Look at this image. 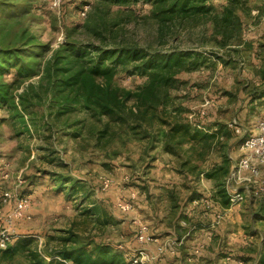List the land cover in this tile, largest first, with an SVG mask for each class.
I'll use <instances>...</instances> for the list:
<instances>
[{
	"label": "rangeland",
	"instance_id": "obj_1",
	"mask_svg": "<svg viewBox=\"0 0 264 264\" xmlns=\"http://www.w3.org/2000/svg\"><path fill=\"white\" fill-rule=\"evenodd\" d=\"M245 1L250 14L241 17L244 41L221 49L212 18L222 0L208 3L216 7L208 15L166 23L144 0H62L59 8L43 0H0V47L31 37L49 46L42 66L65 40L102 49L135 46L150 54L195 50L206 57L197 70L176 75L165 103L144 119L130 115L138 110L134 101L125 103L123 119L102 116L75 93L55 91L41 75L11 90L12 102L0 105V240L9 238L0 251L18 240L28 244L0 253V264H69L57 255L77 250L84 254L81 262L129 264L139 252L148 254L136 240L143 227L166 252L174 248L181 255L188 248L194 255L210 252L205 232L214 230L218 246L212 253L230 255L216 264H259L264 168L256 183L245 175L224 177L219 169L227 163L233 168L242 142L264 116L258 96L264 89V4ZM12 80L13 71L0 79ZM145 80L126 66L112 83L136 92ZM175 123L199 131L200 139L170 138ZM223 189L244 194L227 213L219 207ZM21 197L29 199L30 218L12 221ZM246 236L252 243L245 239L240 247ZM101 246L110 251L97 257ZM163 254L143 262H160Z\"/></svg>",
	"mask_w": 264,
	"mask_h": 264
},
{
	"label": "trees",
	"instance_id": "obj_2",
	"mask_svg": "<svg viewBox=\"0 0 264 264\" xmlns=\"http://www.w3.org/2000/svg\"><path fill=\"white\" fill-rule=\"evenodd\" d=\"M109 1V0H106ZM113 4L122 5L128 0H110ZM151 6L152 16L161 23L170 22L175 18L188 19L216 10L213 0H144ZM218 4V13L212 18V34L219 48L235 47L244 41L242 15H249L250 8L245 0H222ZM49 46L38 44L33 38H20L15 46L0 47V79L13 71L11 83L0 81V105L12 102L11 90L24 81L42 76L47 78L49 86L57 92L69 91L86 108H93L100 115L113 120L123 119L124 105L134 101L138 110L130 115L144 119L159 104H164L169 89L177 83L176 75L192 72L205 64L206 57L195 50H172L166 53H147L135 47H119L102 49L92 44H78L65 40L55 50L50 60L42 66ZM131 66L146 80L136 92L122 90L113 85L112 81L119 68ZM45 67V68H44ZM258 96L264 98V89ZM129 115V114H128ZM153 115V113H152ZM181 139L189 135L194 141L200 139V132L187 124H173L169 129L170 138ZM220 167L224 177L228 176L232 167ZM222 174V175H223ZM207 178H210L208 175ZM196 194L187 197V202L195 200ZM224 208L230 207L229 194L223 189L220 197ZM259 212L264 214V200L260 203ZM26 240H18L9 248L0 251L7 256L27 246ZM110 248L101 246L96 256L104 257ZM59 258L69 264H113L114 262H81L84 256L77 252H60ZM99 259V258H98ZM259 264H264V257Z\"/></svg>",
	"mask_w": 264,
	"mask_h": 264
},
{
	"label": "built area",
	"instance_id": "obj_3",
	"mask_svg": "<svg viewBox=\"0 0 264 264\" xmlns=\"http://www.w3.org/2000/svg\"><path fill=\"white\" fill-rule=\"evenodd\" d=\"M49 1V5L52 8H59L62 0H43ZM264 4V0H263ZM86 14V7L82 9L80 15L84 17ZM241 156L234 164L231 170V176L234 177L235 175L240 178L241 175H245L246 178L243 180L247 182H251V180L256 183L257 180L260 178L261 170L264 168V116L260 118L255 125V132L248 135L241 144ZM227 190L229 194V202L230 207H234L239 204L243 200V192L238 190ZM8 200V199H7ZM4 199V201H7ZM9 201V200H8ZM29 208V199L27 197H21L16 199L13 204V209L11 213V220L12 221H19V220H28ZM125 209H128L125 208ZM136 240L140 244H151L154 243L156 240L153 236H149L147 234L146 228H141L138 231ZM9 242V238L7 235H3L0 240V247L5 248L6 244ZM165 251L163 246L157 247L156 254L160 255ZM147 254H143V252H139L138 256H133L130 259L129 264H145L144 260H148ZM153 258V257H151ZM150 258V259H151Z\"/></svg>",
	"mask_w": 264,
	"mask_h": 264
},
{
	"label": "crops",
	"instance_id": "obj_4",
	"mask_svg": "<svg viewBox=\"0 0 264 264\" xmlns=\"http://www.w3.org/2000/svg\"><path fill=\"white\" fill-rule=\"evenodd\" d=\"M188 204L190 205L191 203L188 202ZM221 208V210L224 212V213H227L228 210H230V207L229 208H224L222 205L219 206ZM232 209V207H231ZM214 231V230H213ZM213 231L211 230V234L210 233H207L205 232V242L206 243V246H210V252H204V255L199 253L198 255H194L192 254L191 252H187L189 251V248L188 250H184V255H181V251L179 250H175L174 248H170L172 250H169V252L167 251H164L165 254H163V260H160V262H145V264H216L217 263V260L218 261H228V257L230 255L228 254H222L223 256H220V258L217 256L218 254H213L212 252L216 251V247L218 246L216 244V240H212V233ZM233 236H236L238 235V229L236 230L235 232V235L232 234ZM209 236V237H208ZM250 237V236H249ZM248 236L244 237V238H240L239 242H240V247L244 246L246 244V241L248 239L247 242H250L252 241L251 239H254L252 236L249 238ZM246 239V241H245ZM156 241L154 243H151V244H143V245H146V248L148 251V256L150 257H154L156 255V250H157V247H159L160 245L157 244V243H160L158 241V239H155ZM158 241V242H157ZM211 241V242H210ZM156 243V244H155ZM188 243H192V242H188ZM252 243V242H250ZM139 245H142V244H139ZM179 246V244H177ZM192 245V244H191ZM232 250V249H231ZM163 252V253H164ZM190 255L194 256L193 257H190ZM228 255V256H227ZM243 255V254H241ZM201 257V258H200ZM243 257L240 256L239 259L244 261L242 259ZM189 261H192V262H189ZM239 261V260H237ZM222 263V262H220ZM241 262H234V261H229V262H223V264H240Z\"/></svg>",
	"mask_w": 264,
	"mask_h": 264
}]
</instances>
